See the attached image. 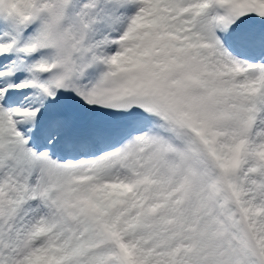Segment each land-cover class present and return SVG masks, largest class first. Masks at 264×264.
Returning a JSON list of instances; mask_svg holds the SVG:
<instances>
[{
	"label": "snow or ice",
	"instance_id": "1",
	"mask_svg": "<svg viewBox=\"0 0 264 264\" xmlns=\"http://www.w3.org/2000/svg\"><path fill=\"white\" fill-rule=\"evenodd\" d=\"M0 264H264V0H0Z\"/></svg>",
	"mask_w": 264,
	"mask_h": 264
}]
</instances>
